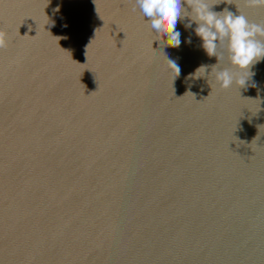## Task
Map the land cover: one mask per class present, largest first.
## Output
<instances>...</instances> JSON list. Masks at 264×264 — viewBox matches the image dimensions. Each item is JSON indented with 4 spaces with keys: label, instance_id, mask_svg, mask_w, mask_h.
Instances as JSON below:
<instances>
[{
    "label": "water",
    "instance_id": "1",
    "mask_svg": "<svg viewBox=\"0 0 264 264\" xmlns=\"http://www.w3.org/2000/svg\"><path fill=\"white\" fill-rule=\"evenodd\" d=\"M133 8L0 0V264H264V58L218 63L188 17L151 42Z\"/></svg>",
    "mask_w": 264,
    "mask_h": 264
},
{
    "label": "clouds",
    "instance_id": "2",
    "mask_svg": "<svg viewBox=\"0 0 264 264\" xmlns=\"http://www.w3.org/2000/svg\"><path fill=\"white\" fill-rule=\"evenodd\" d=\"M221 2L216 0L209 5L206 0H134L133 10L138 9L141 23L147 20L151 42L159 40L162 45L172 47H178L181 43L180 32L176 31L178 19L188 17L185 27H191L193 22L197 25L195 33L201 38L202 47L209 56H216L219 63L223 54L218 55L217 50L226 44L230 64L249 72L254 63L264 58V39L258 38L264 37V24L250 23L244 15H234L228 10L213 11L212 6ZM226 2L231 4L232 0ZM183 3L191 8L190 12L183 8ZM247 3L250 6H264V0H247ZM53 11H58V8ZM165 36L166 41L163 40ZM188 42H191L190 39ZM6 44V34L0 31V49ZM171 64L179 74L176 63L171 61ZM201 68L205 71L203 66ZM216 80L220 87L227 89L234 83V76L228 69H221L216 72ZM238 83L245 85L246 80L241 78Z\"/></svg>",
    "mask_w": 264,
    "mask_h": 264
}]
</instances>
